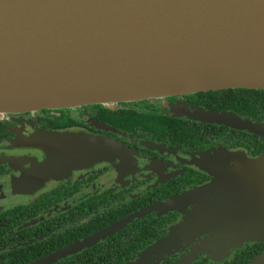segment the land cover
Masks as SVG:
<instances>
[{
	"label": "flooded vegetation",
	"instance_id": "1",
	"mask_svg": "<svg viewBox=\"0 0 264 264\" xmlns=\"http://www.w3.org/2000/svg\"><path fill=\"white\" fill-rule=\"evenodd\" d=\"M219 91L1 114L0 264H34L120 223L51 264H130L164 241L194 206L160 204L264 153V137L204 120L221 110L264 125V92L250 107L248 98L238 103ZM62 133L108 137L127 154L47 179L41 171L49 156L40 137ZM228 193L246 199L244 206L215 213L218 205H212L215 219L201 239L180 244L158 264H252L264 255L259 238L222 242L238 231L236 223L230 226L238 214L251 230V208L264 205L249 193Z\"/></svg>",
	"mask_w": 264,
	"mask_h": 264
},
{
	"label": "water",
	"instance_id": "2",
	"mask_svg": "<svg viewBox=\"0 0 264 264\" xmlns=\"http://www.w3.org/2000/svg\"><path fill=\"white\" fill-rule=\"evenodd\" d=\"M226 89L264 90V0H0V115ZM204 120L264 137L263 124L237 116ZM40 138L47 179L127 154L108 137ZM229 189L264 203V153L160 205ZM200 206L150 249L146 264L212 217V205ZM251 209L252 233L264 240V205ZM244 218L236 222L241 232ZM253 264H264V255Z\"/></svg>",
	"mask_w": 264,
	"mask_h": 264
},
{
	"label": "rangeland",
	"instance_id": "3",
	"mask_svg": "<svg viewBox=\"0 0 264 264\" xmlns=\"http://www.w3.org/2000/svg\"><path fill=\"white\" fill-rule=\"evenodd\" d=\"M230 193H228L227 191H218V192H212V193H209V194H203V195H197V196H192V197H189V198H179L177 199V201L174 203V202H170V203H167V204H164V208H171V209H175V208H183L184 206H194V208H197L199 205L200 206V210L202 209V205H218L217 207V210L215 211V213L218 211V210H222V211H225V210H228L229 208L231 207H234L235 209H238V208H241L242 206H244V203L246 202L244 198H240V199H230ZM233 203V204H231ZM194 210V209H193ZM214 213V215H215ZM242 217L241 214H238L233 222L231 223L230 226L234 225L240 218ZM245 217V216H244ZM214 216L213 217H208L206 216V218H202L199 220V222L197 223L196 227H195V231L189 235L188 239H186V241L184 242L181 241L180 244H184V243H188V242H192L194 241L196 238L198 239H201V235L206 233V231L208 230V228H210L211 226V221L213 222L214 221ZM249 221L244 218L243 220V226L246 227L248 225ZM243 232H241L240 230L236 231L235 232H229L226 234L225 236V239L222 241L223 243L227 242V243H230L233 239H234V236H235V241L237 240H240L241 238L243 237H246V236H251V237H254L255 238V233H252V230H249V229H244L243 228ZM228 231V230H227ZM113 232H108L107 234L101 236V237H94V238H88L86 239L85 241L77 244V245H74L68 249H65L63 251H61L60 254H54V255H51L47 258H52L51 260H47V258L45 259H42L34 264H51L52 262L58 260L59 258H62V257H65L67 255H70L76 251H81L83 250L84 248L96 243L97 241H99L100 239H103L105 238L107 235L109 234H112ZM242 233V234H241ZM241 234V236H240ZM187 236H185L186 238ZM163 242V241H162ZM160 242V243H162ZM160 243H158V247H160ZM180 244L177 245V249L179 248ZM154 248V247H153ZM153 248H150V249H153ZM174 248V247H173ZM171 248V250L173 249ZM148 249L146 252H144L143 254H141L136 260H134L133 262H131L130 264H133L135 262H137V264L139 262H144V264L147 263V260L148 258L150 257V255L152 254V252H150L151 250ZM171 250H169V252L165 253V254H162L160 255L159 257L153 259V261L149 264H158L166 255H169L171 254ZM158 251V250H157ZM156 251V252H157ZM145 260V261H141V260ZM156 262V263H155Z\"/></svg>",
	"mask_w": 264,
	"mask_h": 264
},
{
	"label": "trees",
	"instance_id": "4",
	"mask_svg": "<svg viewBox=\"0 0 264 264\" xmlns=\"http://www.w3.org/2000/svg\"><path fill=\"white\" fill-rule=\"evenodd\" d=\"M257 91L258 92H256V90H253V89H226V90H223V91H219V94L218 95H224L226 97L228 95V96L232 97L233 99H235L236 101H238L241 98H248V100L246 101L245 105L250 106V107H254L256 105V103H258V101H259V97L256 94L257 93H260V95H261V92H264V90L263 91L262 90L261 91L260 90H257ZM254 92H256V93H254ZM212 93H215L216 94L218 92H212ZM257 98H258V101H257ZM240 101H242V100H240ZM238 103H239V101H238ZM240 104H242V102ZM256 107H257V105H256ZM211 111H213L214 113H218V114H225V113H227L226 111H221V110H218V111L211 110ZM252 111H254V110H252ZM230 115L239 117V115H237L235 113H231V112H230ZM256 260H254L253 263Z\"/></svg>",
	"mask_w": 264,
	"mask_h": 264
}]
</instances>
